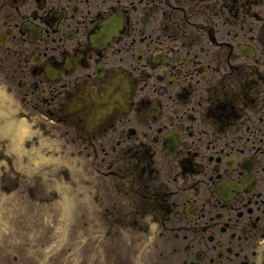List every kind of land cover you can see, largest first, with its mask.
<instances>
[{
  "label": "rangeland",
  "instance_id": "374dc122",
  "mask_svg": "<svg viewBox=\"0 0 264 264\" xmlns=\"http://www.w3.org/2000/svg\"><path fill=\"white\" fill-rule=\"evenodd\" d=\"M16 183L18 187L13 191L4 183L0 184L5 187L0 188V264H44L38 258L43 255L46 244L55 240L61 231L64 204L47 200V196L28 198L22 190L32 182L16 179ZM42 199L45 200L39 201ZM68 224L72 232L79 227L76 214L69 215ZM49 264L75 263L58 260Z\"/></svg>",
  "mask_w": 264,
  "mask_h": 264
}]
</instances>
